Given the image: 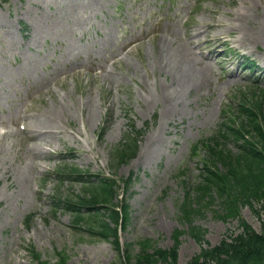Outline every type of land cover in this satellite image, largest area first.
<instances>
[{
	"label": "rangeland",
	"instance_id": "rangeland-1",
	"mask_svg": "<svg viewBox=\"0 0 264 264\" xmlns=\"http://www.w3.org/2000/svg\"><path fill=\"white\" fill-rule=\"evenodd\" d=\"M176 56L192 58L193 82L165 65ZM263 70L264 0H0V264H38L32 248L49 264H126L175 246L188 264L238 234L239 219L260 232V201L233 215L215 193L196 194L204 153L189 154L258 92L254 82L264 89ZM42 111L55 132L31 149ZM131 121L143 135L119 163L111 151ZM63 165L115 180L120 248L74 225L62 204L51 209L81 187L59 180Z\"/></svg>",
	"mask_w": 264,
	"mask_h": 264
},
{
	"label": "trees",
	"instance_id": "trees-1",
	"mask_svg": "<svg viewBox=\"0 0 264 264\" xmlns=\"http://www.w3.org/2000/svg\"><path fill=\"white\" fill-rule=\"evenodd\" d=\"M223 116L214 134L203 137L190 148L192 157L198 156L200 151L204 153L201 158L204 164L202 180L196 184L195 192L201 198L205 193H215L226 212L233 215L237 214L239 203L253 206L254 200L260 201L259 214L264 212V89H259L255 96L244 97L235 112ZM141 133L131 123L129 132L112 151L117 162H125L135 155ZM228 140L235 144V152L227 148ZM67 173L68 180L87 183L82 195L71 194L69 198L59 199L65 210L71 213L73 224H86L91 235L111 238L120 248L119 226L124 225L126 206L123 204L119 210L112 205L111 199L116 192L114 180L97 174L92 178L93 174L75 168H68ZM186 201L182 206L189 207L191 201L189 198ZM239 226L241 231L238 234L202 249L188 264H264V220L260 232L244 220L239 219ZM138 242L146 244L143 240ZM30 252L38 264H49L39 260V254L33 249ZM158 259H161L159 264H178L176 246L169 250L158 249L154 253H140L133 262L126 264H157Z\"/></svg>",
	"mask_w": 264,
	"mask_h": 264
},
{
	"label": "bare ground",
	"instance_id": "bare-ground-1",
	"mask_svg": "<svg viewBox=\"0 0 264 264\" xmlns=\"http://www.w3.org/2000/svg\"><path fill=\"white\" fill-rule=\"evenodd\" d=\"M230 27H233L234 25L231 23L229 24ZM197 32L198 29H197ZM188 61H179V57L176 56L175 60L171 62L170 64L165 61V65H172L173 68V74L178 72V78L179 80L184 83H190L193 82L196 79L197 71L195 66L192 63V58H188ZM37 122L34 124H31V126L28 128V135L29 137L33 138V144L31 146V149L38 146H43L44 144H48L46 141V137H44L47 134L55 132L53 129V118L51 116V112L42 111L41 113L37 114V117L34 118ZM45 134V135H44ZM39 135H42L39 137ZM1 158V157H0ZM18 178L22 179V175H15Z\"/></svg>",
	"mask_w": 264,
	"mask_h": 264
}]
</instances>
